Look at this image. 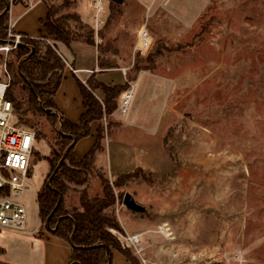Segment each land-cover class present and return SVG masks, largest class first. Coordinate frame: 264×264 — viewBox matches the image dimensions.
Listing matches in <instances>:
<instances>
[{"label": "rangeland", "instance_id": "rangeland-1", "mask_svg": "<svg viewBox=\"0 0 264 264\" xmlns=\"http://www.w3.org/2000/svg\"><path fill=\"white\" fill-rule=\"evenodd\" d=\"M90 1L69 0L66 9L64 0L49 4L56 17L77 13L86 21L102 67H126L130 82L142 70L149 75L136 84L132 116L121 117L116 108L100 121L102 149L86 188L90 198L103 197L99 175L110 181L116 202L109 213L123 230L111 233L142 235V253L130 248L140 264H264V0H104L98 29ZM45 7L40 3L27 20ZM144 25L153 43L141 53L136 42ZM15 61L11 52H0V81L8 80L5 63L11 76L8 63ZM73 95L70 90L69 100ZM59 102L67 105L63 92ZM27 121L40 134L27 190L16 198L26 209L27 227H0V264L35 262L41 253L28 237L51 236L37 197L60 126L45 116L28 115ZM95 143L82 142L79 156ZM81 191L67 194V210L80 208ZM127 193L144 213L123 205ZM117 258L114 264H129Z\"/></svg>", "mask_w": 264, "mask_h": 264}, {"label": "trees", "instance_id": "trees-1", "mask_svg": "<svg viewBox=\"0 0 264 264\" xmlns=\"http://www.w3.org/2000/svg\"><path fill=\"white\" fill-rule=\"evenodd\" d=\"M69 5V0H64L63 8ZM10 6V0H0V46L5 45L9 39ZM48 8V17L42 22L41 38L36 40L23 36L18 48L11 52L16 61L8 63L11 82L6 92V99L12 103L20 123L30 127L28 115L45 116L54 126H60L57 138L50 145L52 158L48 162L51 171L37 197L39 216L53 235L72 245L69 264H113V251H118L131 264H140L130 247L111 233L112 229L119 232L123 230L118 220L109 213L116 202L110 181L99 175L103 197L88 196L86 186L93 173L95 155L102 149L101 142L104 139L101 126L96 145L85 157H79L75 150L77 143L91 136L93 122H100L105 114H112L116 110L117 99L129 86L127 83L123 86H107L89 82L92 91L100 89L103 92L104 101L101 103L92 91L80 83L86 109L80 122L74 124L63 117L60 119L55 96L64 79L67 65L57 45L48 41L70 47L75 42L95 46V40L94 32L88 31L77 13L56 17L55 6L49 4ZM72 22L76 27L72 26ZM47 110L52 113L47 114ZM36 135L38 140L40 134L37 131ZM132 175L124 174L120 178ZM115 184L118 185V181ZM77 188H83L80 192V208L67 210L65 197Z\"/></svg>", "mask_w": 264, "mask_h": 264}, {"label": "built area", "instance_id": "built-area-1", "mask_svg": "<svg viewBox=\"0 0 264 264\" xmlns=\"http://www.w3.org/2000/svg\"><path fill=\"white\" fill-rule=\"evenodd\" d=\"M10 1L11 5H14V3H26L27 0ZM143 1L151 5H164L171 0ZM90 5L96 14L95 28L98 29L103 23L104 0H91ZM8 38L7 43L0 46V52L6 55L18 48L23 35L15 34L12 25H9ZM152 43L150 30L146 25L142 26L137 34L136 51L145 53L151 48ZM127 71V68L122 69L125 78ZM4 72L8 80L0 81V227L23 230L27 224V212L16 198L27 190V181L33 167L32 160L38 140L36 131L20 123L12 103L6 99V92L11 82L7 63L4 65ZM126 82L129 87L117 107V113L121 117L129 115L136 88V85L127 78ZM160 233L169 236L167 229L161 228ZM118 239L125 246L134 248L138 254L142 253L143 250L140 247L142 235L119 234Z\"/></svg>", "mask_w": 264, "mask_h": 264}, {"label": "crops", "instance_id": "crops-1", "mask_svg": "<svg viewBox=\"0 0 264 264\" xmlns=\"http://www.w3.org/2000/svg\"><path fill=\"white\" fill-rule=\"evenodd\" d=\"M40 3H44L46 7L43 8V10L42 9L39 10V14L36 17V19L27 20V18L34 12V10L38 6H40ZM48 5H49V0H27L26 3H16L14 5H11L9 11V25H12L13 32L15 34L27 36L31 39L41 38V34L43 30L42 22L47 19L49 14ZM37 21H39V24H36ZM49 42L57 45L59 54L63 57L67 65L64 79L55 96V104L57 106L61 118L63 117L74 124H78L80 122L81 116L86 111L83 104L81 88L79 86L80 83L90 91H92L89 83L91 81L94 83H101L107 86H123L127 83L126 78L128 79V77L125 78V76L122 73V69H125L126 67L103 68L100 65L99 51L96 46H89L84 43L75 42L70 47H67L62 43H56L55 41L52 40H50ZM93 55H94V59H96L94 63H93ZM148 77L149 75L147 71L142 70L137 74L136 81L133 83L136 85L139 82H144L145 79H147ZM66 86L70 88L69 91L72 90L75 94L78 95L77 98H74V95L71 96L72 100L75 102L74 105L71 104L72 100H69L68 98L69 91L65 89ZM62 92L64 94V98L68 101L67 105H62L59 102V96ZM92 92L96 96V98L101 103H103L104 101L103 92L100 89H96L95 91ZM121 98L122 96L119 98L118 104L120 103ZM137 103L139 102L137 101L134 104L133 109L137 108L138 105ZM128 116L130 117L132 115L129 113ZM100 126L101 124L99 121H95L92 123L91 136L81 140L79 143H77L75 147L77 154L82 142L90 140L92 138H95L97 142V134ZM106 145H108V143L105 144V147ZM26 227L27 224L23 230H25ZM39 237L40 238L28 237L34 241V246L36 245L35 249L37 250V252L41 253V256L38 258V260H36L35 262L24 260L18 264H69L70 263L73 253V247L68 241L60 237H57L52 233L51 236H46L45 238H43V234L40 233ZM20 238H27V237L21 234ZM43 239H45L46 241H44ZM260 242H261L260 247L264 248V238ZM35 249L33 248V250ZM115 252L118 253L120 256H116L117 254H115ZM0 253L4 254V250H0ZM117 257H123L126 263L131 264L118 251H113V264L116 259L117 260L121 259Z\"/></svg>", "mask_w": 264, "mask_h": 264}, {"label": "water", "instance_id": "water-1", "mask_svg": "<svg viewBox=\"0 0 264 264\" xmlns=\"http://www.w3.org/2000/svg\"><path fill=\"white\" fill-rule=\"evenodd\" d=\"M111 1L116 3V4H123L126 0H111ZM8 10H9V7H8ZM46 112H47V114H51L52 113L51 110H47ZM60 119H62V118L60 117ZM123 205L129 211H131L133 213L141 214V213H144L146 211L145 208L142 205H140V204H138L136 202V200L133 198V196L130 193H127L124 196Z\"/></svg>", "mask_w": 264, "mask_h": 264}]
</instances>
